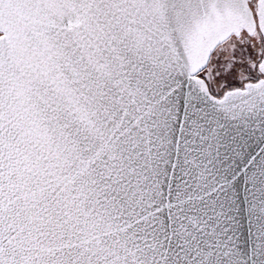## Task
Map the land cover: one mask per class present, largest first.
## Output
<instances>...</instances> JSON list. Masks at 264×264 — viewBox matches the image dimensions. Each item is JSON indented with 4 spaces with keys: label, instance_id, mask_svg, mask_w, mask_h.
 <instances>
[{
    "label": "snow or ice",
    "instance_id": "1",
    "mask_svg": "<svg viewBox=\"0 0 264 264\" xmlns=\"http://www.w3.org/2000/svg\"><path fill=\"white\" fill-rule=\"evenodd\" d=\"M0 264H264V0H0Z\"/></svg>",
    "mask_w": 264,
    "mask_h": 264
}]
</instances>
